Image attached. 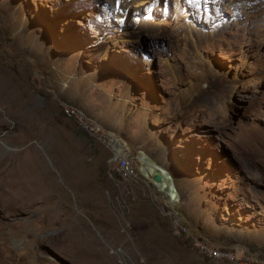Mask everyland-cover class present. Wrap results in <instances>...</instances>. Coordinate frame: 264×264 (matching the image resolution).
<instances>
[{"label":"rangeland","instance_id":"obj_1","mask_svg":"<svg viewBox=\"0 0 264 264\" xmlns=\"http://www.w3.org/2000/svg\"><path fill=\"white\" fill-rule=\"evenodd\" d=\"M0 86V264L264 259V0H0Z\"/></svg>","mask_w":264,"mask_h":264},{"label":"built area","instance_id":"obj_2","mask_svg":"<svg viewBox=\"0 0 264 264\" xmlns=\"http://www.w3.org/2000/svg\"><path fill=\"white\" fill-rule=\"evenodd\" d=\"M68 110V114L75 115V111L73 108L69 107L66 108ZM81 116L79 117V120ZM140 152V151H139ZM121 155H130V168H135L138 172L145 175V173H148L149 171H144V167L142 166L140 159L138 158V152L137 154H132L131 152L126 151V149L120 148V160ZM193 243L195 246H197L199 249H203L205 252H218V259H221L222 257H229L232 259V261L236 260V258H246L251 263L256 264H264V259H261L258 257V255L254 253L245 252L241 248H233V247H217L212 244L203 242L199 239L194 238Z\"/></svg>","mask_w":264,"mask_h":264},{"label":"bare ground","instance_id":"obj_3","mask_svg":"<svg viewBox=\"0 0 264 264\" xmlns=\"http://www.w3.org/2000/svg\"><path fill=\"white\" fill-rule=\"evenodd\" d=\"M5 84V83H4ZM3 85V84H1ZM0 91L4 90L3 86H0ZM6 90V89H5ZM70 115V114H69ZM113 142V141H112ZM121 145V144H120ZM119 145V146H120ZM115 146L114 149H116V154L114 155V164H115V171L121 175H123L126 178H130L135 174V168H130V156L128 155H121V160H120V147ZM141 160L143 161L142 166L144 167V170L149 171L148 173H145V176L152 182L154 183L157 188H159L162 191H167V185L165 182V177L159 172L158 167L152 163V161L145 160L143 157H140ZM19 162V161H18ZM40 163V162H39ZM42 163V162H41ZM44 163V162H43ZM19 164V163H18ZM40 166V165H39ZM18 167V166H17ZM16 167V169H17ZM21 166H19L20 168ZM42 167V166H41ZM45 167V166H44ZM15 168V167H14ZM12 169V168H11ZM15 169V171H16ZM45 169V168H44ZM114 169V168H113ZM18 171V170H17ZM16 171V172H17ZM24 171V170H23ZM23 173V172H22ZM21 178V177H20ZM23 178V177H22ZM15 180V179H14ZM19 180V179H18ZM23 180V179H22ZM19 182V181H17ZM17 184V183H16ZM19 187V186H18ZM16 188V187H15ZM16 192V191H15ZM14 192V193H15ZM20 194V192H19ZM174 198L176 197L175 195L173 196ZM20 199V198H19ZM19 202V201H17ZM20 203V202H19ZM22 203V202H21ZM14 204V202H13ZM26 205V204H25ZM23 206V205H22ZM20 206V207H22ZM27 206H24V208ZM222 258H229V257H222ZM221 258V259H222ZM256 264V263H252Z\"/></svg>","mask_w":264,"mask_h":264},{"label":"trees","instance_id":"obj_4","mask_svg":"<svg viewBox=\"0 0 264 264\" xmlns=\"http://www.w3.org/2000/svg\"><path fill=\"white\" fill-rule=\"evenodd\" d=\"M66 28H67V30L71 31L70 27H68L67 25H66Z\"/></svg>","mask_w":264,"mask_h":264}]
</instances>
